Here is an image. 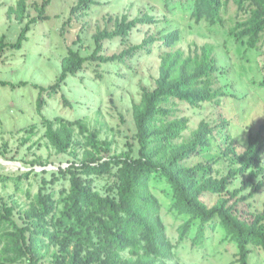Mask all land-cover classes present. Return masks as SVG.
Here are the masks:
<instances>
[{
	"label": "trees",
	"instance_id": "trees-1",
	"mask_svg": "<svg viewBox=\"0 0 264 264\" xmlns=\"http://www.w3.org/2000/svg\"><path fill=\"white\" fill-rule=\"evenodd\" d=\"M93 1L80 0L79 7ZM165 1L190 3V18L197 25L206 22L225 28L231 20L228 30L236 45L248 53L264 52V0ZM231 3L237 6L234 19L227 18ZM13 13L24 21L26 0H19L17 8L11 7L9 15ZM30 22L16 43H6L2 37L0 55L9 47L22 48L28 40ZM153 22L155 17L148 12L130 21L123 17L114 32L104 30L96 35V48L90 56L84 57L79 50L69 48L56 84L48 88L36 85L41 109L45 104L43 95L55 96L66 79L76 76L89 60L122 62L133 51L148 48L152 43L156 46L159 41L165 48L156 87L143 88L141 101L133 106L140 146L138 157L133 156V149L108 158L102 156L103 151L110 152L111 143L101 141L83 120L46 121V137L57 152H69L80 143L76 140L77 127L86 140L85 149L78 165L72 162L69 167L53 172L51 179L43 178L35 196L28 191L33 201L24 212L25 226L9 215L7 206L2 207L0 264H46L42 259L47 254L53 264H170L176 244L168 236L161 214L163 201L157 191L171 199L170 209L188 217L180 229L181 239L189 235L194 225L198 239L207 228H222L238 247L239 264H250L251 246L264 250V210L252 211L249 202L264 184L261 155L264 145L260 141L264 126L255 136L250 134L245 152L233 157L238 167L221 178L214 176V163L221 155L208 162L185 164L191 154L219 149L214 132L220 141L234 142L225 128L228 121L221 114L218 123L202 120L188 141L177 142L189 127L188 118L176 115L178 101L200 109L205 104L221 105L225 97L235 96L217 80L216 72L222 77L227 71L219 67L214 46L205 44L195 55L182 58L180 52L167 51L179 39V31H173L158 38L146 37L142 44L121 54L107 57L101 54L105 38L126 40L139 23ZM148 51L152 53L151 49ZM254 84L264 90V76L254 80ZM65 102L72 105L67 99ZM223 153L230 156L229 151ZM239 176L245 177L242 186L230 189ZM99 178L108 179L106 194L95 186ZM0 180L7 179L0 176ZM61 180L68 184L57 191L54 186ZM158 182L165 186L155 184ZM249 189L252 190L245 194Z\"/></svg>",
	"mask_w": 264,
	"mask_h": 264
},
{
	"label": "rangeland",
	"instance_id": "rangeland-1",
	"mask_svg": "<svg viewBox=\"0 0 264 264\" xmlns=\"http://www.w3.org/2000/svg\"><path fill=\"white\" fill-rule=\"evenodd\" d=\"M18 1L0 0V41L4 37L6 43H16L26 24L33 18L37 20L30 22L28 40L23 42L22 48L9 47L0 55V176L7 179L0 180V210L7 206L9 215L19 225L25 226L24 212L33 201L28 191L35 196L43 178L51 179L53 172L69 167L72 162L78 165L85 149L86 140L77 127L76 140L80 143L69 152H57L46 137L47 120H83L101 141L111 143L110 152L101 154L105 158L131 149L133 156H139L133 106L141 101L143 88L156 87L165 49L161 41L156 46L152 43L148 48L133 51L122 62L87 61L76 76L66 79L55 96L43 95L45 104L41 109L37 104L39 89L36 85L48 88L56 84L68 49L79 50L84 57L90 56L96 48V35L104 30L114 32L117 22L125 16L130 21L148 12L155 17V22L139 23L126 40L105 38L103 56L121 54L142 44L149 36L158 38L179 31V39L167 51L180 52L182 58H186L199 52L203 45L212 44L219 67L227 71L222 77L216 72V77L226 91L234 93L233 98L225 97L221 105L205 104L200 109L178 101L176 115L188 118L189 127L177 142L188 141L202 120L218 123L219 114L228 121L225 128L234 142L220 141L214 132L219 149L191 154L186 165L208 162L221 155L214 163V176L221 178L238 167L233 157L243 154L250 134L255 136L264 126V90L254 84V80L264 76V52L248 53L236 45L229 35L231 20L225 28L206 22L197 25L190 18L191 7L186 1L94 0L86 7H79L80 0H26V17L20 21L16 13L9 15V9L17 8ZM236 17L237 6L231 3L227 18ZM260 141L264 145V131ZM223 151H229L230 156ZM261 155L264 165V149ZM244 179L235 178L230 189L240 188ZM67 184L66 180H61L54 188L59 191ZM107 184L108 179L99 178L95 186L106 194ZM155 184L165 186L162 182ZM157 193L163 201L161 214L168 236L176 244L170 264H239L238 247L222 228H207L205 235L198 239L194 225L189 235L181 239L180 229L188 217L170 209L171 199L163 197L160 191ZM249 202L252 211L264 210V184ZM250 248V264H264V250ZM42 261L53 264L50 254Z\"/></svg>",
	"mask_w": 264,
	"mask_h": 264
}]
</instances>
